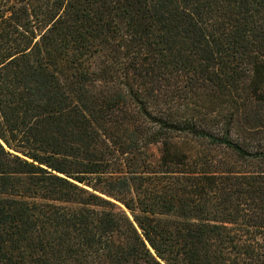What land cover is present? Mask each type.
Listing matches in <instances>:
<instances>
[{
    "label": "trees",
    "instance_id": "1",
    "mask_svg": "<svg viewBox=\"0 0 264 264\" xmlns=\"http://www.w3.org/2000/svg\"><path fill=\"white\" fill-rule=\"evenodd\" d=\"M1 5L0 264H264V0Z\"/></svg>",
    "mask_w": 264,
    "mask_h": 264
},
{
    "label": "rangeland",
    "instance_id": "2",
    "mask_svg": "<svg viewBox=\"0 0 264 264\" xmlns=\"http://www.w3.org/2000/svg\"><path fill=\"white\" fill-rule=\"evenodd\" d=\"M6 1L7 0H0V5L2 4L4 6V2H6ZM8 1H11L12 5L18 6V2L20 0H8ZM182 142H184V141H182ZM187 142H189V143L187 145H185L186 148H193V147L202 148V144H199L198 142L195 143L192 140L187 141ZM211 149L213 150V148H211ZM149 154L151 156V161L154 162L155 164H157L158 159L160 158V147L159 146L151 147ZM213 156L218 160H224L227 157V154L223 149L218 148V149L214 150Z\"/></svg>",
    "mask_w": 264,
    "mask_h": 264
}]
</instances>
